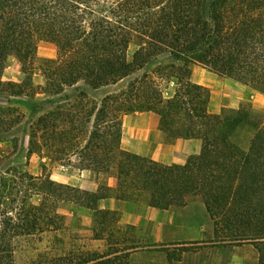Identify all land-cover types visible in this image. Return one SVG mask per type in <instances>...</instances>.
Returning <instances> with one entry per match:
<instances>
[{
  "label": "trees",
  "instance_id": "16d2710c",
  "mask_svg": "<svg viewBox=\"0 0 264 264\" xmlns=\"http://www.w3.org/2000/svg\"><path fill=\"white\" fill-rule=\"evenodd\" d=\"M41 40L54 44L60 56L43 62L49 93L79 83L98 91L128 80L122 90L106 92L88 115V120L94 116L95 131L98 121H105L110 142L103 147L90 141L81 152L86 169L110 174L116 187L101 186L92 193L7 171L8 176H0V264H15L18 239L62 229L57 208L66 201L94 212L93 240L107 242V248L70 250L65 264H117L129 257L138 243L120 247L121 239L108 229L116 213L96 208L111 189L121 200L147 195L148 205L159 209L201 199L213 222L212 234L188 243L195 246L190 249L173 244L180 247L172 250L179 253L178 263L190 252L252 246L258 264H264V115L248 105L210 113L209 90L189 77L177 78L170 99L157 88L153 94L145 90L147 74L132 78L165 56L173 62L194 61L264 94V0H0V89L7 59L14 56L28 65ZM131 44L137 50L129 60ZM143 109L160 116L167 138L199 140V154L184 165L165 166L124 151L122 117ZM78 116H69L64 132L76 129ZM37 125L56 133V125L43 116ZM242 131L251 134L246 150L234 141ZM163 252L168 260L170 254ZM212 258L205 264H212Z\"/></svg>",
  "mask_w": 264,
  "mask_h": 264
},
{
  "label": "rangeland",
  "instance_id": "374dc122",
  "mask_svg": "<svg viewBox=\"0 0 264 264\" xmlns=\"http://www.w3.org/2000/svg\"><path fill=\"white\" fill-rule=\"evenodd\" d=\"M136 50L135 44L129 46L127 50L129 60L133 58ZM59 58L56 46L41 40L36 43L34 59L28 65H22L14 56L7 59L2 70L3 85L0 89V176L11 170L49 178L56 184L86 192H97L101 186L113 189L116 180L110 178L108 173H97L86 169L87 162L83 160L81 152L90 141L92 146L100 144L103 147H106L108 141L110 142L112 136L105 121L100 119L95 131L94 116L88 120V115L94 103L97 107L100 106L106 92L122 90L128 84V80L98 91H92L79 83L74 87H63V90L55 88L53 93H49L51 88L46 83L43 62ZM160 58V63L137 72L132 78H140L147 74L149 84L145 86V90L147 92L151 90L153 94L157 88L164 99L171 98L173 93L175 95L178 89L177 78L190 79L191 69L194 66L205 68L186 59L173 62L165 56ZM205 69L220 79L227 80L234 99L239 100L235 108L224 106L214 114H219L225 109L237 110L248 105L260 115H264V94L246 85L245 81L237 82L218 75L209 68ZM223 88L225 89V86ZM80 91H85L87 95L79 96ZM220 101L228 105L227 100L220 99ZM144 110L135 112H145ZM208 110L213 113L211 108ZM78 114L75 121L76 129L64 132L67 129L66 122L69 116ZM41 116L49 124L56 125V133L50 128L37 125V120ZM2 121L5 122L1 123ZM93 131L95 135L90 140ZM99 134L100 137H97ZM250 138L249 132L242 131L234 141L246 150ZM165 139L169 143L178 140L167 138L166 135ZM77 179L78 183H70V180ZM112 189L104 193L107 198L98 201L96 208L116 213L117 220L108 229L116 238L121 239L120 247L133 242L138 243V250L129 257L120 259L117 264H205L210 255H213L212 264H229L233 257L243 258V264H258V254L252 246L190 252L182 255L178 263L179 253L172 250H179L180 247L173 244H187L186 248L190 249L195 246L188 243L202 241L205 234L207 236L212 234L213 222L201 199L190 198L184 206L159 209L148 205L147 195L138 199L121 200ZM32 201L39 202L36 197ZM57 211L63 220V228L57 232L18 239L14 253L15 264H45L46 261L56 258L59 259L54 263L65 264L63 257L70 250L106 251L107 242L93 240L94 212L91 209L66 201L59 203ZM165 224H169L167 230L163 227ZM164 233L169 234V239L158 243ZM196 236H201V239H193ZM163 251L170 254L168 260ZM76 262L77 260H74L73 264Z\"/></svg>",
  "mask_w": 264,
  "mask_h": 264
},
{
  "label": "crops",
  "instance_id": "0c3cea01",
  "mask_svg": "<svg viewBox=\"0 0 264 264\" xmlns=\"http://www.w3.org/2000/svg\"><path fill=\"white\" fill-rule=\"evenodd\" d=\"M190 81L211 91L208 109L211 108L213 114L218 113L224 106L235 108L239 103V100H235L230 92L232 88L227 80L220 79L205 68L194 66L191 69ZM220 99L227 100L228 105L223 104ZM120 147L138 157L170 166L183 165L189 156L199 154L201 142L197 139H178L172 143L167 142L160 130V116L156 112L145 111L129 113L122 117ZM78 181V179L70 180V183H78ZM115 187L116 185L113 186ZM163 227L167 230L169 224ZM169 237L168 233H164L162 240L158 243H163ZM193 239L200 240L201 236ZM229 264H243V258L233 257Z\"/></svg>",
  "mask_w": 264,
  "mask_h": 264
}]
</instances>
